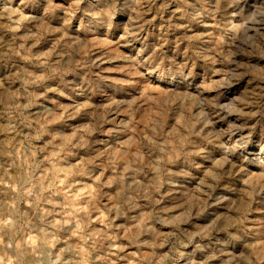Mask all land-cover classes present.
<instances>
[{
    "label": "rangeland",
    "instance_id": "1",
    "mask_svg": "<svg viewBox=\"0 0 264 264\" xmlns=\"http://www.w3.org/2000/svg\"><path fill=\"white\" fill-rule=\"evenodd\" d=\"M235 1L0 0V264H264V0Z\"/></svg>",
    "mask_w": 264,
    "mask_h": 264
},
{
    "label": "bare ground",
    "instance_id": "2",
    "mask_svg": "<svg viewBox=\"0 0 264 264\" xmlns=\"http://www.w3.org/2000/svg\"><path fill=\"white\" fill-rule=\"evenodd\" d=\"M218 1H220V0H218ZM230 0H221V2H225V3H228ZM247 0H239V2L237 1H235V6L239 9V8H244V4H246L247 2H246ZM251 2V1H250ZM222 9L224 10H226L227 9V6H223L222 7ZM254 7H253V11L250 9V11L249 12H251V15L252 14H254L255 12H254ZM254 12V13H253ZM230 13V12H229ZM263 13V12H262ZM109 16V15H108ZM249 18H250V16H249ZM249 18L248 17H246L245 19H243V25L244 24H250L251 22H253L254 20H249ZM249 20V21H248ZM239 21V20H238ZM232 26V25H231ZM230 26V27H231ZM247 26V25H246ZM251 26V25H250ZM229 27V28H230ZM238 27V26H237ZM243 27V26H242ZM249 27V26H248ZM244 29V28H243ZM232 30V29H231ZM232 75V74H231ZM258 93V92H257ZM243 100V99H242ZM242 103V102H241ZM249 103V102H248ZM235 107H237V106H235ZM235 110H236V108H235ZM253 110V109H252ZM236 123V122H235ZM243 133V132H242ZM264 173V172H263ZM262 177H264V175H259V177L257 178V182H259V183H261V181H262ZM261 186H264V184H261ZM253 191V190H252ZM258 195V194H257ZM146 214V213H145ZM144 214V215H145ZM156 233V232H155ZM158 233V232H157ZM160 233V232H159ZM160 239V238H159ZM263 243V242H262ZM262 246V245H261ZM158 248V247H157ZM260 249H261V247H260ZM263 249V248H262ZM62 260V259H61Z\"/></svg>",
    "mask_w": 264,
    "mask_h": 264
}]
</instances>
